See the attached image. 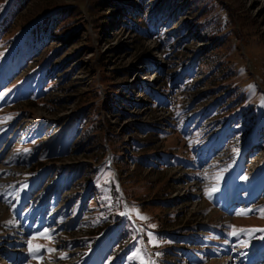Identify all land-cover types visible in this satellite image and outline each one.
<instances>
[{
	"label": "rangeland",
	"instance_id": "374dc122",
	"mask_svg": "<svg viewBox=\"0 0 264 264\" xmlns=\"http://www.w3.org/2000/svg\"><path fill=\"white\" fill-rule=\"evenodd\" d=\"M10 9L0 264H264V0Z\"/></svg>",
	"mask_w": 264,
	"mask_h": 264
},
{
	"label": "snow or ice",
	"instance_id": "6c2138e0",
	"mask_svg": "<svg viewBox=\"0 0 264 264\" xmlns=\"http://www.w3.org/2000/svg\"><path fill=\"white\" fill-rule=\"evenodd\" d=\"M215 191H217V189H216L215 187H212V188H210V189L207 191V195H209V197H211V196H212V193L215 192ZM141 218H142V219H146V217H141ZM7 223H12V221H9V222H7ZM153 227H154V225H153ZM240 231L242 232V231H248V230L241 229ZM47 232H48V230L45 229V233H47ZM238 234H239V233L235 230V226H233V231H232L231 235L235 236V235H238ZM48 238L51 239L50 236H49ZM38 247H40V246H37V248H38ZM29 248H30V250H32V245H31V243H29ZM49 251H52V249H49Z\"/></svg>",
	"mask_w": 264,
	"mask_h": 264
},
{
	"label": "trees",
	"instance_id": "16d2710c",
	"mask_svg": "<svg viewBox=\"0 0 264 264\" xmlns=\"http://www.w3.org/2000/svg\"><path fill=\"white\" fill-rule=\"evenodd\" d=\"M12 5H13V4H12ZM10 11H11V9L8 10V11H6V13L3 14L2 18H0V26L3 25V24L6 22V20L8 19L9 14H10ZM48 21H49V20L46 19V20H44V22H41L42 25L45 27V29H47Z\"/></svg>",
	"mask_w": 264,
	"mask_h": 264
},
{
	"label": "bare ground",
	"instance_id": "6f19581e",
	"mask_svg": "<svg viewBox=\"0 0 264 264\" xmlns=\"http://www.w3.org/2000/svg\"><path fill=\"white\" fill-rule=\"evenodd\" d=\"M3 211H4V209H3Z\"/></svg>",
	"mask_w": 264,
	"mask_h": 264
}]
</instances>
